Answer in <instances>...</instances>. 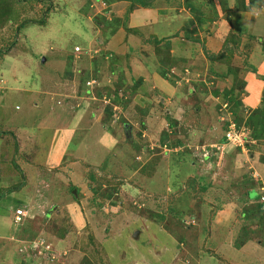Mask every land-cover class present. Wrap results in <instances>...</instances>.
Here are the masks:
<instances>
[{"label": "rangeland", "instance_id": "rangeland-1", "mask_svg": "<svg viewBox=\"0 0 264 264\" xmlns=\"http://www.w3.org/2000/svg\"><path fill=\"white\" fill-rule=\"evenodd\" d=\"M74 1L75 0H69L67 5H73ZM46 2L47 1L43 2V11L41 13L39 11H33L32 14H29L31 19L37 21L45 19V28L36 25H28L29 22L24 23L27 27L25 26L21 29L20 26L17 27L23 19L28 17V15L24 16L26 11H23L24 13L21 12L22 10H28V4H22V0H17V3L14 2L12 14L9 15V18H11L10 21L6 22V25L3 24L0 26V75L10 78L12 80L10 86H14L11 90H15L8 92L0 90V199L9 196L10 193L8 191L10 189H19L20 191L26 189V195L35 198L33 201L26 200L24 207H17L14 202L11 203L12 207L11 205H5L4 202L0 204V264H212L213 259L211 258L210 252L204 251L202 248L200 250L197 247L198 233L196 232V228H198V220H193L191 216L192 213L189 210L182 209L188 205V198L193 193L192 187L188 186L187 190L183 191L181 197L176 200L175 203H172L173 207L162 198H146L152 196H146L143 192L147 194L153 193L157 196L162 193L165 184L163 180L166 177L164 174L167 169L170 168L167 167V160H170L172 168L174 165L179 166L178 162L185 163L180 160L182 156L195 155L197 151L201 155H203L204 152L210 153V151H214L215 154L218 155V159L220 155L226 153V147L223 149L221 142L214 141L221 135H224L226 130L224 123L226 121L229 122L230 119L233 120L232 114L227 113L231 111L232 103L226 99L223 101L221 96L217 98L218 101H216V103V99L210 100L207 93L208 90H214L216 78L219 80V85H221V78L219 76L223 74L225 78L222 79H228V85L233 83V85L237 87V90H242L244 81L242 82V80L238 78V72L236 74L233 73L234 70L232 68L235 67H229V61L223 62L220 68L216 66L213 68L206 64H202L203 60L196 61L195 64L200 65L199 68L201 70L204 69L208 71H206V74H204V72L198 75L197 71L190 69V65H192L191 63L193 62L191 59H188V61L176 59L175 69H165L168 70L166 76L170 81L165 79L157 71L158 59L154 53L153 46L146 43L149 39L151 40V36L147 35L149 28L135 26L142 31L143 35L139 37L138 41L132 44L133 46H130L131 49H133L131 52H134L139 62H143L145 56L149 53L150 55L146 58L148 59L150 57V59H148L149 61H147L145 66H147L148 69L155 68V71L169 83H180V81L183 80L185 89L191 96L187 97L190 98L188 102L193 105L191 106L192 109L197 107V110L194 109L193 112L187 110L185 122L183 121L180 127H173L174 124L171 118L173 114L170 116L165 110V105L158 104V101L154 100V104L158 106V115L161 119L152 121L154 126L148 131L151 140H148L146 144L144 142L149 154L152 155L153 158L146 162L140 170V172L145 174L144 177L138 176L136 178L135 176L131 178L137 182V188L131 186L132 198L125 200L124 208L118 206V201L121 198L118 194H114L118 192L123 181L121 179L103 178L97 173L95 167L96 169H100L102 165V169L106 167L108 172L123 177L127 174H131L133 167H126L119 159L109 154L104 158L105 161H100V158H103L102 154L99 152L100 149L98 150L92 146V141L86 143L85 149H83V147L80 149V155H84L82 159L85 163L81 164V162H78L79 174H82V170L86 168L85 175L88 179L94 181L93 178L98 176V179L93 183L94 186L90 190L88 199L84 198L85 195L80 193L81 191L77 183L76 185L78 188L74 187L69 190L67 182H69L70 175H68V180H66L64 175L54 179V172L46 174L44 173L45 171L41 172L43 180L47 183L46 187L42 186L44 187L42 191L44 197L35 195L33 193V187L27 190V188L22 185L24 177L19 168L20 163H15V156L18 152L17 140L14 141V136H12L11 133L8 134L7 129L10 126L16 131L18 129H25V134L27 136L28 132L31 133L35 128L37 119L42 115L38 114L35 116L34 113L27 112L28 105L19 98H23L24 94L16 90L24 86L29 87L31 84L38 88V79H40L42 75L43 77L46 75L57 76L56 78L66 76L67 71L72 69L71 64L76 65L84 56L88 59L91 58L95 60L91 68L93 71L92 73L101 71L99 73V78L90 88L92 89L91 91H94L93 94H95L97 100L100 99L102 101V97L105 95L107 99H111L115 103L121 102L122 105L128 104L130 98L125 100V96L119 91L121 90V92L124 93L121 88L125 87V89L132 93V88L136 85L134 82L137 80L134 79L129 83L127 81L128 78L124 76V71H132L129 65L131 63L130 61L127 62V64L124 62L122 63V60L114 51L105 49L107 40L114 33V31L112 33V29L126 26L125 21L126 16L128 18V14L122 18L121 25L119 20L115 18L114 11L109 6L112 2H104L103 0H80L79 2V0H77L75 7L80 4L77 11L70 8L57 13L49 10L55 7L59 8L60 3L54 0H50L48 3ZM47 7L49 8L47 9ZM30 8L32 9V6H30ZM192 13H194V10ZM47 14H49L48 17ZM206 15L209 17L213 16L210 15V13ZM194 17L200 25L201 23L205 24L209 22L210 19L202 17L200 19L197 16ZM229 20L230 18L225 17L221 23L225 21L229 22ZM162 21L163 17L157 23L159 29L163 27ZM189 25L190 23L186 24L187 27H189ZM212 26H214V24ZM16 27L17 29H15ZM187 27L186 29H188L192 38L198 37L197 29H193L191 26L189 28ZM123 30H125L126 34L131 33L127 31L126 28ZM138 32L137 30V33H135L136 36L139 35ZM153 33H155V30H153ZM182 33L184 34L183 30ZM90 34L91 37L88 38ZM161 34H155L156 38L161 36ZM230 35L231 32L229 33V36ZM238 35L250 36L246 33V29L240 30ZM158 38V40L164 39V35ZM171 40L170 53L172 51ZM221 42L223 43V41ZM224 44H226L227 47L224 46ZM224 44H222L221 52L229 56L228 59L233 57L232 54H234V52L239 54L238 51L235 50H233L231 55L228 54L230 48L226 40H224ZM176 48L181 47L178 45ZM84 49L88 51H84ZM79 50H82V52L84 51L85 55L80 56ZM113 50H116V48ZM201 50L203 54L198 51L199 54L207 58L208 53L203 44ZM239 52L240 54H245L244 50H240ZM4 53H6V55ZM193 53L195 54V52ZM262 53L264 54L263 50ZM194 54L192 56L193 59ZM75 55L80 56V58H76ZM43 57L45 58L44 61H42ZM116 60L117 64H115ZM173 61L174 59L172 58L171 64H173ZM111 62H113V67L110 65ZM241 62L242 60L240 58L239 63ZM104 65L105 67L102 69ZM78 70L82 71L83 68L75 67L72 69V71L76 73ZM111 73L116 78H113ZM214 73H216V76H214L215 78L213 77ZM226 74H228V76H226ZM77 75L79 76L78 73ZM234 76L236 78H234ZM139 77L141 76L139 75ZM101 78L104 81L103 84L98 82ZM113 79L115 80L113 81ZM211 79L214 80L212 81ZM138 80H140L141 83L142 80ZM202 81L205 82L204 84L207 85V88L202 85ZM193 82L198 84L199 87H197L196 84L193 85ZM107 83L108 86H106ZM140 83L135 87V90ZM185 89L181 87L177 89L176 97L178 99ZM223 90H219L217 93L214 92V94L223 95ZM148 92L152 91L148 89ZM197 92L199 96H197ZM24 93L26 94L27 92L24 91ZM213 102H215V104ZM224 103L227 104L225 109L222 108V104ZM167 107H169L168 104ZM105 108L106 106L104 107V113L107 122L110 118L109 116L112 118L113 115H116L113 116L114 118L112 119H117L119 122H127L131 128V132L132 124L134 123L135 127H138V129H142L141 126H145L139 123L140 117L142 116V113L140 114V110H142L140 106L135 107L136 110L133 111L131 117L122 116V112L125 113V111L121 106H118V109L112 112L111 115L106 114ZM262 109H264V105ZM146 114H143L145 119L147 116ZM135 116L136 120H134ZM34 117H36L35 120H33ZM62 121L66 122V118L63 117ZM158 121H160V123H157ZM164 122L166 124L165 128H163ZM167 124L172 126L168 127ZM166 128L167 131L165 132ZM4 131L6 132L4 133ZM137 134L138 135H136L135 131L132 137L136 139L134 142L136 141L139 145V139L142 137L141 133L139 134L138 132ZM205 134L208 136L210 134L212 137L205 139ZM199 140L204 144L212 141L213 143L204 145L201 148L197 146ZM178 143H180V145H178ZM257 143H260V145L264 144V140L257 141ZM142 144L143 143H141V145ZM250 144L252 143L248 142V144L243 147L246 153L254 152L253 149L248 150V145ZM230 146L235 145L230 143ZM200 150L202 153H200ZM28 151L29 148L26 149L25 152L30 156L31 154ZM192 151L193 153H191ZM92 156H96V159L91 161L90 158H92ZM183 166L186 167V164ZM147 172H155V175L147 174ZM170 175H173V172ZM101 184H103V186L105 185L104 188L101 187ZM76 189L79 192L77 196L74 194V190L76 191ZM174 190V192H179L181 191V187H174ZM87 194L89 193H86V195ZM8 198L13 199L11 197ZM136 201L139 203L142 202V204L150 201L152 204L151 206L149 205L139 209L140 206L137 208L138 204ZM72 203L76 204L75 211L79 209L80 212L84 213L85 224L79 232L74 229L73 224L70 222L73 214L64 208V204ZM16 208H22L27 211L28 220L26 219L25 221V219H23L24 221L19 223L14 222L13 214ZM246 211L247 209L245 212ZM79 215H81V213ZM186 221H192V224ZM146 222H149V224ZM132 223H136V225H139L141 228L143 227L141 225H144L145 228H143L145 230L140 232V235L138 233L134 236V231L139 229L132 225ZM63 227L72 230L67 238L61 241L51 237L55 231L57 232L58 228H61V232H64L62 229ZM200 228V231L205 232L204 227ZM124 232H126V236L128 237L127 243H123L124 241L121 234ZM205 233L209 234V230L207 229ZM169 236L177 239L178 242L182 240L184 243H178L174 247L173 245L169 246L171 245L168 241L170 239L168 238ZM21 237H31V240H27L22 246V243L19 242L18 239ZM166 238L167 242L165 240ZM132 239H134V243H132ZM51 246L56 250H60V252L54 254ZM148 247V254L143 257L137 256L141 254L143 249Z\"/></svg>", "mask_w": 264, "mask_h": 264}, {"label": "crops", "instance_id": "crops-1", "mask_svg": "<svg viewBox=\"0 0 264 264\" xmlns=\"http://www.w3.org/2000/svg\"><path fill=\"white\" fill-rule=\"evenodd\" d=\"M44 1H47L46 3L50 2V0H22V4H28V10L21 11H26L25 13L23 12L24 16L28 15L25 19L31 20L28 25H36L42 28L46 27L44 24L46 23L45 19H41L43 22L38 24L37 22L41 20L37 21L31 19L29 15L32 14L33 11H39L41 13L43 11ZM54 1L60 3L59 8L55 7L49 10L55 13L70 8L77 11L80 5L75 7L77 0L74 1L73 5H67L69 0ZM251 3H253V5ZM128 5L129 2L125 0H116L109 5L114 11L115 18L120 19L121 25L122 18L125 17L126 14H128V18L126 16V26H123V28L118 27L109 37L105 49L114 51L116 55L120 57L122 63L124 62L127 64L129 61L131 62L129 65L132 71H124V76L128 78L127 81L129 83L134 79H141L142 81L132 93L125 89V87L121 88L124 93H122L121 90L119 92L125 96V100L130 98V101H126L128 104L122 105L121 102L115 103L111 100V109L112 112H115L118 106H121L125 111V113L122 112V116L131 117L133 111L136 110L135 107L140 106L142 109L140 114L142 113V116L140 117L139 123L145 126H141L142 129H138V127H135V123H131L132 134L131 128L127 122H119L117 119H112L114 118L113 116L116 115H113L112 118L109 116L108 122L105 120L104 107L109 105V101H107L106 98L107 96L104 95L102 101L100 99L97 100L95 94H93L94 91L90 89L91 86H86L84 84L86 80L93 81L92 83L96 82L101 71L92 73L93 71L91 68L95 60L91 58L88 59L86 56L76 65L71 64L72 69L75 67L83 68L82 71L78 70L77 73L79 76L76 72L72 71V69H69L67 75L61 76L62 78H56L57 76L51 75L43 77L42 75L41 78L38 79L39 89L31 84L29 87L24 86L16 90L24 94L23 98H19L28 105L27 112H32L35 116L38 114L42 115L39 116L35 128L31 133L28 132L27 136L25 134V129H18L16 131L12 126L7 129L8 134L11 133L12 136H14V141L17 140L18 152L15 156V163H20L19 168L24 177L22 185L27 188V190L33 187V193L35 195L44 197L42 191L47 183L43 180L41 172L45 171L44 173L46 174L54 172V179L64 175L66 180H68V175H70L69 182H67L69 190L74 187L78 188L79 186L80 193L84 194V198L88 199L90 190L94 186L93 183L98 179V176L93 178L94 181L88 179L85 175V167V169L82 170V174H79L78 162H81V164L85 163L82 159L84 155H80V149L81 147L85 149L86 143L92 141V146L98 150L100 149L99 152H101L103 157L100 158V161H105L104 158L109 154L119 159L126 167H133L131 174H127L123 177L108 172L106 167L102 169V165L100 169H96L93 165L97 173L103 178L121 179L124 182L121 183L118 192L114 193L116 195L118 194L121 198L118 201V206L124 208L125 200L132 198L131 186L137 188V182L131 178L135 176L136 178L138 176L144 177L145 174L140 172V170L146 162L153 158L152 155L149 154L144 142L146 144L148 140H151L148 131L154 126L152 121L161 119L158 115V106L154 104V100L158 101V104H164L165 110L170 116L173 114L171 116L174 124L173 127H180L183 121L185 122L187 110L190 112H193L194 109L197 110V107L192 109L191 106L193 105L188 102L190 98L187 97L191 96L186 91L183 80L180 81V83H169L155 71V68L148 69L147 66H145L147 61H149L148 59H150V57L148 59L146 58L150 55L149 53L145 56L143 62H139L134 52H131L133 49H131L130 46H133L132 44L138 41L139 37L143 35L142 31L135 26L148 27L149 32L147 35H150L151 39L161 33H165L161 34V36L164 35V38L177 34L178 36L175 38L173 37L174 39L171 38V56L174 59L171 70L173 68L175 69L178 59L185 61L191 59L193 62L191 63L192 65H190V69L197 71L198 75L204 72V74H206L207 70H201L199 68L200 65L195 64L196 61L203 60L202 64H206L213 68L215 66L220 68V65H223V62L212 61L208 57L206 58L204 55H201L203 54L201 50L202 44L209 55L222 53V44H224V40L228 38L229 33L231 32L232 35H238L240 30L246 29V33L250 36L239 35L240 38L237 45H233L230 39L227 41L228 47L230 49H235V51L239 53L236 54L234 52L232 55L233 57L228 59L230 63L229 67H235L232 69L236 71V73L238 72V78L242 80V82L244 81L242 90H237L235 86L233 95L241 101L242 107L245 109L263 108L264 54L262 53L263 49L261 48V42H264V0H152L149 6L138 7L127 13ZM30 6H32V9ZM245 6H248L250 9L244 10L243 7ZM48 8L49 7H47V9ZM193 10L194 13H192ZM207 13L213 16L209 17L206 15ZM48 16L49 14H47V17ZM194 16L200 19L201 17L210 19L209 22L205 24H202L200 20V25ZM162 17L163 27L159 29L157 23ZM225 17L230 18L229 22L225 21L221 23ZM9 21L10 19L6 22ZM188 22L190 23L189 27L191 26L193 29L198 30V37H193L192 40L185 38L182 33V29L187 27L186 24H189ZM213 24L214 26H212ZM25 26L27 27L25 24L22 25L20 29ZM125 28H137L139 35L136 36L134 32L126 34L125 30H123ZM15 29H17V27ZM153 30H155V33H153ZM90 37L91 34L88 38ZM220 40L223 41V43ZM146 43L153 46L150 39ZM178 45L181 48H176ZM224 46L227 47L226 44H224ZM114 48H116V50H113ZM240 50H244L245 54H240ZM84 51L88 50L84 49ZM84 51L82 52V50H79V55H85ZM198 51H200L201 54H199ZM193 52H195V54ZM193 54L194 59L192 58ZM75 56L76 58H80V56ZM105 58L107 59L106 56ZM240 58L242 60L241 63H239ZM116 62L117 60L115 64H117ZM110 65L113 67V62H111ZM215 74L216 73H214L213 77L216 76ZM111 75L113 78H116L112 73ZM139 75L141 77H139ZM226 76H228V74H226ZM219 77L221 78V85H219V80L216 78L214 89L221 91L224 88H227V90L232 88L233 83L228 85V79H222L225 78L224 74ZM114 80L115 79H113V81ZM211 80L213 81L214 79ZM11 82L12 80L10 78L0 75V90H5L6 92L15 91L11 90L12 87H14L10 86ZM98 82L101 84L104 83L102 78L98 80ZM204 83L202 85L207 88V85ZM194 84L196 83L193 82V85ZM196 85L199 87L198 84ZM106 86H108V83ZM179 87L185 89L180 95V100L176 97ZM148 89L152 92H148ZM24 91L27 93L25 94ZM207 95L210 100L216 99L215 102L218 101L217 98L219 94H214V91L208 90ZM197 96H199V94ZM215 102L213 103L215 104ZM167 104L169 107H167ZM143 114L147 115L146 119ZM244 114L246 113L244 112ZM136 116L134 120H136ZM63 117L66 118V122L62 121ZM35 118L36 117H34L33 120H35ZM157 123H160V121ZM165 126L166 124L164 122L163 128H165ZM170 126L172 125H168V127ZM126 128H128L131 134V141H127L125 138ZM135 131L136 135H138V132L139 134L141 133L142 138H138L139 145L136 141L134 142L136 139L132 137ZM5 132L6 131H4V133ZM210 137H212V135L209 134L208 136L205 134L204 138L209 139ZM214 142H221L223 149L226 147V153L220 155L219 159L214 151L206 149L210 151L208 156L203 157L198 151H194L195 155H193L191 154L193 153L192 151L189 153L191 154L190 156H182L180 159L185 163L178 162L179 166L174 165L172 168L170 160H164L167 162V167L170 168H168L164 174L166 177L163 180L165 184L162 193L157 196L153 193L147 194L142 192L146 196H152L146 198L159 197L167 201V203L171 204L170 206L173 207L172 203H175V201L181 197L183 191L187 190L188 186H191L193 193L188 198V205L182 209L189 210L192 213L191 216L193 220H198V228H196V232L198 233L197 247L200 250L202 248V250L210 252L211 258L213 259L212 264H264V144L260 145V143H257V140H253V142H251L253 145H248V150L253 149L254 152L246 153L243 147L230 146V143L226 141L224 135H221ZM141 143L143 144L141 145ZM198 143L197 146L202 148L204 145L213 143V141L204 144L199 140ZM178 145H180V143H178ZM28 148V152L31 154L30 156L25 152ZM200 153H202L201 150ZM95 159L96 156L90 158L91 161ZM185 164L186 167L183 166ZM172 172L173 175H170ZM147 174L155 175V172H147ZM104 186L101 184V187L104 188ZM178 186L179 188L181 187V191L174 192V187L176 188ZM25 190L20 191L17 189L9 192V196L0 199V204L4 202L5 205H11L12 207L11 203L14 202L17 207H24L26 200H35L34 197L27 196ZM86 193L89 194L86 195ZM74 194L75 196L79 195L77 189L76 191L74 190ZM136 203L138 204L137 208L140 206L139 209L149 205L151 206L152 204L150 201H147L145 204L137 201ZM75 205V203L64 204V208L73 214L70 222L73 224L74 229L79 232L85 224V218L84 213L80 212L79 209L78 211L76 210L78 213L75 211ZM246 209L247 211L245 212ZM80 213L81 215H79ZM26 219L28 220V217L25 218V221ZM186 222L192 224V221ZM146 223L149 224V222ZM132 225L138 227L139 230L137 231L139 235L140 232L145 230L144 225H141L144 228L139 227L136 223H132ZM200 227H204L205 232L208 229L209 234L200 231ZM60 229L61 228H58L57 232L55 231L51 237L62 241L68 237V234L71 233L72 230L63 227L64 236L59 237L56 233H58ZM121 235L123 237V243H127L128 237L126 236V232ZM168 238H170L168 241L171 243V245L168 244L169 246L173 245L174 247L178 243H184L182 240L178 242L177 239L171 236ZM18 239L23 246L27 240H31V237H21ZM132 240V243H134V239ZM165 240L167 242V238ZM51 247L54 254L60 252V250H56L53 246ZM149 247L143 250L141 249V254L137 256L143 257L148 254Z\"/></svg>", "mask_w": 264, "mask_h": 264}, {"label": "trees", "instance_id": "trees-1", "mask_svg": "<svg viewBox=\"0 0 264 264\" xmlns=\"http://www.w3.org/2000/svg\"><path fill=\"white\" fill-rule=\"evenodd\" d=\"M103 1L111 3V2H114L115 0H103ZM125 1L129 2L128 9H127V12L129 13L132 10H134L135 8L149 6L151 4L152 0H125ZM14 2L17 3V0H0V26L5 24V22L8 19H11V18H9V15L12 14V7H13ZM251 4L253 5V3H251ZM243 9L248 10L250 8H248V6H245V7H243ZM116 19L119 20V22H120V19H118V18H116ZM29 21H31V20L30 19H23V21L20 24H18L17 27L18 26L21 27L25 22H29ZM42 22H43V20H41L37 23H42ZM117 28L118 27H115L114 29H112V33H113V31L115 32L117 30ZM126 30L130 31V32L137 33L136 29H127L126 28ZM182 30L184 32L183 35L186 38L191 39V40L193 39L192 36L189 34L188 29L183 28ZM176 36H178V35L174 34L171 37H167V38L160 39V40H158L156 37H153L151 39L154 53L158 59L157 71L162 77H164L167 80H169L168 77L166 76V73L168 70H165V69L171 68V65H172L171 64L172 57H171V53H170V40H171V38L176 37ZM239 38H240L239 35H232L231 34L228 38H226V42L228 41V39H230L232 41L233 45L234 44L237 45L239 42ZM261 44H262V49L264 50V42H261ZM233 50H235V49L231 48L230 50H228L229 51L228 54L231 55V53H233ZM207 57L212 61H219V62L229 61V60H227L229 58V56L224 55L223 53H219L216 55L207 54ZM234 74H236V71L234 72ZM234 78H236V77L234 76ZM134 83H136V85L132 88V92L135 90V87L140 83V80H136ZM203 83L204 82L202 81V84ZM234 88H235V86L232 85V88H230L229 90H227V89L223 90V92H224L223 95H219L223 98V101L226 99L230 103H232L230 112L232 114L233 121L235 122L237 127L243 126V127L247 128L249 135L252 139L257 140V141L264 140V111H263V109L262 108H256V109L249 110V109L243 108L241 101L236 96L233 95L234 94L233 93ZM213 91L215 93L219 92V90H217V89H214ZM105 112L107 115H111L112 109H111L110 105H106ZM244 112L246 114H244ZM170 124H171V121H170ZM227 124H228V121H226L224 123V125L226 126V129H227ZM125 135H126L127 141L132 140L131 134H130L128 128H126V130H125ZM206 156H208V155H206ZM206 156H204V157H206ZM11 191H13V189H10L8 192H11ZM56 234L59 237L64 236V233L61 232V230Z\"/></svg>", "mask_w": 264, "mask_h": 264}, {"label": "built area", "instance_id": "built-area-1", "mask_svg": "<svg viewBox=\"0 0 264 264\" xmlns=\"http://www.w3.org/2000/svg\"><path fill=\"white\" fill-rule=\"evenodd\" d=\"M92 82L93 81H87L86 84L90 86L93 84ZM107 101H109V105L112 106L111 99H107ZM222 105H223L222 106L223 109L227 107L226 103ZM227 113L230 114L231 112H227ZM224 137L228 143H232L238 147H244L248 142H253V139L249 135L248 129L243 126L237 127L232 119H230V121L227 124V129L225 130ZM206 155H208V153L204 152L203 156ZM26 214H27L26 211H24L21 208H17L13 214L14 222L16 223L22 222Z\"/></svg>", "mask_w": 264, "mask_h": 264}, {"label": "clouds", "instance_id": "clouds-1", "mask_svg": "<svg viewBox=\"0 0 264 264\" xmlns=\"http://www.w3.org/2000/svg\"><path fill=\"white\" fill-rule=\"evenodd\" d=\"M6 53H8V52H6ZM6 53H4L5 55H6ZM87 81H90V80H86L85 82H84V84L86 85V86H88L87 84H86V82ZM90 86H93V84L92 85H90ZM17 209V208H16ZM22 209V208H21ZM24 210V209H23ZM25 211V210H24ZM26 213H27V211H26ZM27 217V214H26V216L23 218V219H25ZM24 220H22V222H23ZM33 242H35V241H33ZM46 248H48V247H46ZM49 256V255H48Z\"/></svg>", "mask_w": 264, "mask_h": 264}, {"label": "water", "instance_id": "water-1", "mask_svg": "<svg viewBox=\"0 0 264 264\" xmlns=\"http://www.w3.org/2000/svg\"><path fill=\"white\" fill-rule=\"evenodd\" d=\"M44 60H45V58L43 57L42 61H44ZM137 234H138V231H135L134 236H136Z\"/></svg>", "mask_w": 264, "mask_h": 264}]
</instances>
